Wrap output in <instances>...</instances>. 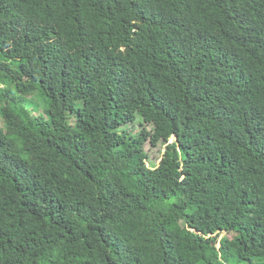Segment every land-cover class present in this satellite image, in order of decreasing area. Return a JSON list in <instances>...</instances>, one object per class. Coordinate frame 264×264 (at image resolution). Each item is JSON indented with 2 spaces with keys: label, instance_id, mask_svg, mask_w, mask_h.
<instances>
[{
  "label": "trees",
  "instance_id": "obj_1",
  "mask_svg": "<svg viewBox=\"0 0 264 264\" xmlns=\"http://www.w3.org/2000/svg\"><path fill=\"white\" fill-rule=\"evenodd\" d=\"M0 264H264V0H0Z\"/></svg>",
  "mask_w": 264,
  "mask_h": 264
},
{
  "label": "rangeland",
  "instance_id": "obj_2",
  "mask_svg": "<svg viewBox=\"0 0 264 264\" xmlns=\"http://www.w3.org/2000/svg\"><path fill=\"white\" fill-rule=\"evenodd\" d=\"M29 100L34 102V106L38 109L39 115L40 114L42 115L45 108H47V106H45L44 101L41 98H36V99L30 98ZM31 107L32 106H29L27 107V109L31 111L32 110ZM127 131L132 132L134 135H136L139 132V127L137 125H132L127 128ZM175 141H176V138L174 137L171 139L170 143L175 142ZM166 148H167V144L165 143H161L156 148H153L151 146L147 147V150L149 151V157H150V159L147 161L148 167L155 168L160 164L162 157L164 156V152L166 151Z\"/></svg>",
  "mask_w": 264,
  "mask_h": 264
},
{
  "label": "water",
  "instance_id": "obj_3",
  "mask_svg": "<svg viewBox=\"0 0 264 264\" xmlns=\"http://www.w3.org/2000/svg\"><path fill=\"white\" fill-rule=\"evenodd\" d=\"M176 138V137H175Z\"/></svg>",
  "mask_w": 264,
  "mask_h": 264
}]
</instances>
